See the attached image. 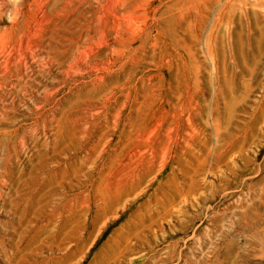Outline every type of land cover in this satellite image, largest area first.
<instances>
[{
  "label": "rangeland",
  "instance_id": "rangeland-1",
  "mask_svg": "<svg viewBox=\"0 0 264 264\" xmlns=\"http://www.w3.org/2000/svg\"><path fill=\"white\" fill-rule=\"evenodd\" d=\"M241 1L0 0V264H264Z\"/></svg>",
  "mask_w": 264,
  "mask_h": 264
},
{
  "label": "bare ground",
  "instance_id": "bare-ground-1",
  "mask_svg": "<svg viewBox=\"0 0 264 264\" xmlns=\"http://www.w3.org/2000/svg\"><path fill=\"white\" fill-rule=\"evenodd\" d=\"M245 2L248 4L249 2H247V0H242L241 2ZM251 1V0H249ZM251 3V2H250ZM254 6L258 7L261 9V12L264 14V0H254V2H252Z\"/></svg>",
  "mask_w": 264,
  "mask_h": 264
}]
</instances>
